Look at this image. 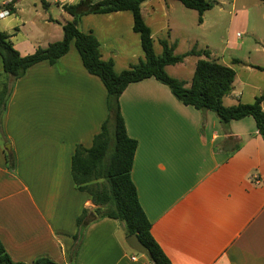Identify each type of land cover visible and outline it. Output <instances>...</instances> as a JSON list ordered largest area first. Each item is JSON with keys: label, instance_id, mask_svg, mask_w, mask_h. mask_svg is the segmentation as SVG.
I'll list each match as a JSON object with an SVG mask.
<instances>
[{"label": "crops", "instance_id": "0c3cea01", "mask_svg": "<svg viewBox=\"0 0 264 264\" xmlns=\"http://www.w3.org/2000/svg\"><path fill=\"white\" fill-rule=\"evenodd\" d=\"M2 1L12 11L0 19V30L27 56L63 39L72 20L63 8L82 0ZM171 1L142 8L157 56L162 41L176 48L179 42L170 36ZM40 4L50 13L57 5L60 18ZM133 26L130 11L84 15L80 24L117 74L145 59ZM0 81L12 88L0 116V242L11 259L152 264L111 218L91 223L78 242L73 238L77 218L95 206L75 187L72 157L78 145L92 147L110 116L107 90L84 68L74 44L55 65L42 62L17 81L5 75ZM263 93L264 85L240 81L236 72L224 104H251ZM120 104L128 135L138 142L132 179L153 237L172 263L264 264V140L254 119L223 124L212 111L183 105L155 79L131 84Z\"/></svg>", "mask_w": 264, "mask_h": 264}, {"label": "trees", "instance_id": "16d2710c", "mask_svg": "<svg viewBox=\"0 0 264 264\" xmlns=\"http://www.w3.org/2000/svg\"><path fill=\"white\" fill-rule=\"evenodd\" d=\"M147 1L102 0L94 3V0H82L78 4H67L63 9L72 20L63 26L61 41L52 43L46 48H38L31 55L23 56L15 48L10 35L0 30V57L5 76L17 81L31 67L39 63L48 62L55 65L68 54L71 45L74 44L84 68L91 75L98 77L105 86L110 112L100 133L94 137L92 147L78 145L72 157L71 176L75 187L78 191L89 194L95 206L93 210L84 209L77 218L78 232L73 237L75 243L91 223L99 219L111 218L120 222L127 237L138 236L147 249L152 264H173L153 237L152 224L140 203L132 179L138 142L128 135L120 104L122 94L131 84L155 79L167 86L183 105L202 112L212 111L223 124L248 117L253 118L264 140V93L251 104L238 103L234 106H225L224 98L233 91L236 79V72L232 67L210 59V53L207 51L192 50L183 55H176V44L169 45L167 41L161 42L163 53L157 56L151 29L142 15L143 5ZM177 1L187 9L197 11L201 16L213 7V4L207 0ZM123 11H130L133 14V29L141 37L145 59L117 74L113 62L102 59L97 38L91 33H84L80 24L84 15ZM203 55L207 58L202 59ZM189 56L200 58L190 85L171 77L167 72V67L181 64ZM11 89L8 81H0V116L5 113L11 97ZM75 253L76 250L74 256ZM0 264L26 263L14 262L0 242ZM33 264L57 263L47 257H40Z\"/></svg>", "mask_w": 264, "mask_h": 264}, {"label": "rangeland", "instance_id": "374dc122", "mask_svg": "<svg viewBox=\"0 0 264 264\" xmlns=\"http://www.w3.org/2000/svg\"><path fill=\"white\" fill-rule=\"evenodd\" d=\"M207 1L213 7L203 16L187 9L179 1H171L174 9L168 14L170 36L173 42L179 39L175 54L183 55L192 50L207 51L210 59L232 65L240 81L264 85V0ZM50 2L52 4L53 0ZM40 5L47 15L60 18L57 5L48 8L53 10L52 13ZM206 58L202 56V59ZM199 59L189 56L183 63L167 67V72L190 85ZM233 60L238 62L233 64ZM4 75L3 71L0 79Z\"/></svg>", "mask_w": 264, "mask_h": 264}, {"label": "water", "instance_id": "95a60500", "mask_svg": "<svg viewBox=\"0 0 264 264\" xmlns=\"http://www.w3.org/2000/svg\"><path fill=\"white\" fill-rule=\"evenodd\" d=\"M127 243L138 253L149 258V253L137 235H132L127 238Z\"/></svg>", "mask_w": 264, "mask_h": 264}, {"label": "built area", "instance_id": "2783aa9c", "mask_svg": "<svg viewBox=\"0 0 264 264\" xmlns=\"http://www.w3.org/2000/svg\"><path fill=\"white\" fill-rule=\"evenodd\" d=\"M10 14V10L8 9V4L0 0V19L5 18ZM257 178V177H256ZM259 179V178H257Z\"/></svg>", "mask_w": 264, "mask_h": 264}]
</instances>
